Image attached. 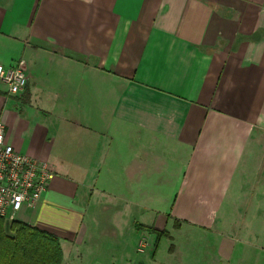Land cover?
Segmentation results:
<instances>
[{
    "label": "crops",
    "instance_id": "0c3cea01",
    "mask_svg": "<svg viewBox=\"0 0 264 264\" xmlns=\"http://www.w3.org/2000/svg\"><path fill=\"white\" fill-rule=\"evenodd\" d=\"M0 65L7 144L55 174L16 220L61 264H158L168 227L264 264V0H0Z\"/></svg>",
    "mask_w": 264,
    "mask_h": 264
},
{
    "label": "built area",
    "instance_id": "2783aa9c",
    "mask_svg": "<svg viewBox=\"0 0 264 264\" xmlns=\"http://www.w3.org/2000/svg\"><path fill=\"white\" fill-rule=\"evenodd\" d=\"M0 82L7 94L19 95L26 87L24 70L18 65H0ZM55 176L51 166L14 151L5 140L0 120V218L16 219L24 210L33 209Z\"/></svg>",
    "mask_w": 264,
    "mask_h": 264
},
{
    "label": "trees",
    "instance_id": "16d2710c",
    "mask_svg": "<svg viewBox=\"0 0 264 264\" xmlns=\"http://www.w3.org/2000/svg\"><path fill=\"white\" fill-rule=\"evenodd\" d=\"M161 234L164 232H158L157 239ZM62 260L55 236L19 221H13L6 230L0 218V264H61Z\"/></svg>",
    "mask_w": 264,
    "mask_h": 264
},
{
    "label": "rangeland",
    "instance_id": "374dc122",
    "mask_svg": "<svg viewBox=\"0 0 264 264\" xmlns=\"http://www.w3.org/2000/svg\"><path fill=\"white\" fill-rule=\"evenodd\" d=\"M111 216H113L112 218L114 219V215L111 214ZM111 216L108 218L109 220H111ZM101 218L103 221L105 220V217H101ZM13 221H17V220L4 219L6 230H8L9 225ZM113 222L118 223L115 221V219ZM119 222L122 223V219H120ZM187 229L188 228H186V230H177L176 227H174L173 229L171 227H168L167 231L153 229L155 230V233L152 232L151 230H148L150 234L155 235L153 248L157 252V258H158L157 260L159 261L158 264H165V263L173 264V260L174 262L178 261L179 264H206L204 263L203 260L204 250H205L203 245H205V242H207L208 239L210 238L205 236V234L203 233H197L194 236L195 232L193 233V231L189 229L192 232L190 237L193 238L191 239V244H188L187 237L189 235H187L188 234ZM158 232H164L163 236L161 234L162 238L160 239H157ZM120 238L121 235L117 236L116 240H112V241H118Z\"/></svg>",
    "mask_w": 264,
    "mask_h": 264
}]
</instances>
